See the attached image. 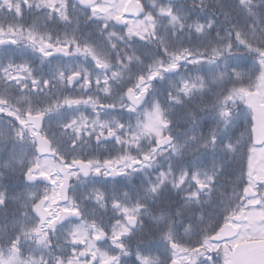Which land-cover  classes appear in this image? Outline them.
I'll list each match as a JSON object with an SVG mask.
<instances>
[{"label": "snow or ice", "instance_id": "snow-or-ice-1", "mask_svg": "<svg viewBox=\"0 0 264 264\" xmlns=\"http://www.w3.org/2000/svg\"><path fill=\"white\" fill-rule=\"evenodd\" d=\"M0 264H264V0H0Z\"/></svg>", "mask_w": 264, "mask_h": 264}]
</instances>
